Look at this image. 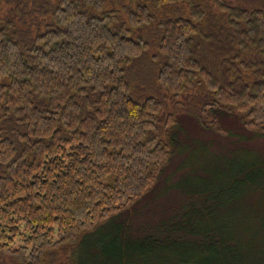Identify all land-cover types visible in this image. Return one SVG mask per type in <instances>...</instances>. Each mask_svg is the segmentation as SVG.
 I'll return each instance as SVG.
<instances>
[{
    "label": "trees",
    "instance_id": "obj_1",
    "mask_svg": "<svg viewBox=\"0 0 264 264\" xmlns=\"http://www.w3.org/2000/svg\"><path fill=\"white\" fill-rule=\"evenodd\" d=\"M108 1L50 0L38 4L41 12L35 0H0V256L42 264L156 185L170 158L150 134L161 103L136 101L125 73L149 48L132 32L151 25L155 10L179 13L160 24L161 87L178 96L202 81L217 113L264 136V9L228 0H126L135 9L120 25L118 0ZM211 16L228 25L210 31ZM225 38L214 64L201 50ZM200 124L227 134L215 122ZM260 171L261 179L249 176L240 189L234 181L219 190L264 195ZM235 226L193 231L200 241L191 258L184 257L190 247L179 246L162 264H264V209L242 214Z\"/></svg>",
    "mask_w": 264,
    "mask_h": 264
},
{
    "label": "rangeland",
    "instance_id": "obj_2",
    "mask_svg": "<svg viewBox=\"0 0 264 264\" xmlns=\"http://www.w3.org/2000/svg\"><path fill=\"white\" fill-rule=\"evenodd\" d=\"M228 1L237 6L264 9V0ZM35 2L38 11L46 12L38 4L50 3V0ZM126 2L118 0L114 5L120 25L128 23L129 12L135 9ZM108 3H114V0ZM108 3L104 11L109 10ZM184 5L189 18L190 7ZM164 9L155 10V16L159 12V17L151 25L133 30L131 38L143 39L149 43V48L126 67L125 73L136 101L143 102L152 97L161 103L150 134L167 147L169 161L157 170L158 181L154 188L132 208L96 232L82 234L76 245L51 251L42 264H162L169 261L179 246H189L186 256L182 254L181 257L191 258V246L200 241L192 236L193 231L207 227L218 229L219 225L236 227L242 214L264 209V195L260 192L221 193L219 190L222 184L232 182L236 185L234 181H238L240 189L249 176L261 179L259 169L264 168L261 166L264 164V136L238 127L233 120H227L224 113H217L212 106L213 96L202 81L178 96L159 84L158 73L166 62L159 52L160 24L169 18H179V13L171 10L163 13ZM24 12L30 11L25 9ZM45 16L47 18L49 13ZM25 18L30 21V17ZM207 23L210 31L213 29L211 24L216 27L228 25L214 16ZM227 45L229 38L213 46L214 49L210 47L201 52L215 64L218 56L214 51H222ZM241 70L245 71L243 67ZM224 72L222 69L221 73ZM200 121L215 122L227 134L204 129ZM178 221H182V228L174 230L172 226ZM149 238L163 243V247ZM1 256L0 264H22L12 255ZM11 258L16 263H12Z\"/></svg>",
    "mask_w": 264,
    "mask_h": 264
}]
</instances>
